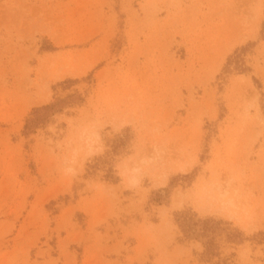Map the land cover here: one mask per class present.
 I'll list each match as a JSON object with an SVG mask.
<instances>
[{
	"label": "rangeland",
	"instance_id": "374dc122",
	"mask_svg": "<svg viewBox=\"0 0 264 264\" xmlns=\"http://www.w3.org/2000/svg\"><path fill=\"white\" fill-rule=\"evenodd\" d=\"M0 264H264V0H0Z\"/></svg>",
	"mask_w": 264,
	"mask_h": 264
}]
</instances>
